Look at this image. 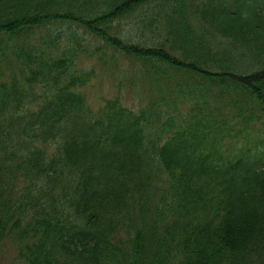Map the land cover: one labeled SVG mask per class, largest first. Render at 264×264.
Here are the masks:
<instances>
[{"label":"trees","instance_id":"trees-1","mask_svg":"<svg viewBox=\"0 0 264 264\" xmlns=\"http://www.w3.org/2000/svg\"><path fill=\"white\" fill-rule=\"evenodd\" d=\"M95 55L139 64L149 101L92 108ZM7 244L16 264H264V0H0Z\"/></svg>","mask_w":264,"mask_h":264},{"label":"rangeland","instance_id":"rangeland-1","mask_svg":"<svg viewBox=\"0 0 264 264\" xmlns=\"http://www.w3.org/2000/svg\"><path fill=\"white\" fill-rule=\"evenodd\" d=\"M148 12L150 13V10ZM131 22V19L123 20L120 27L132 37V40L140 41L152 35L150 31L142 35L141 30L133 27ZM103 58L105 61L99 60V56L95 55L91 59L83 57L81 60L82 67L95 68L97 71L96 78L84 89L91 107L97 110L104 99L116 95H120L123 103L133 109H139L141 104H146L152 92L149 81L140 71L139 64L132 63L121 55L117 56L115 61L109 57ZM16 256L17 247L7 244L0 251V264H16L14 263Z\"/></svg>","mask_w":264,"mask_h":264}]
</instances>
